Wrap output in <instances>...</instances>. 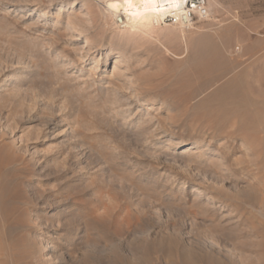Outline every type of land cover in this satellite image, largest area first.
<instances>
[{"label": "rangeland", "instance_id": "1", "mask_svg": "<svg viewBox=\"0 0 264 264\" xmlns=\"http://www.w3.org/2000/svg\"><path fill=\"white\" fill-rule=\"evenodd\" d=\"M61 1L0 0V264H264V171L232 223L210 196L247 190L232 170L242 132L220 129L206 101L259 57L264 100V0H205L186 42L139 40L115 68L121 28L94 0ZM175 21L161 27L179 34ZM179 138L201 142L168 146Z\"/></svg>", "mask_w": 264, "mask_h": 264}, {"label": "bare ground", "instance_id": "2", "mask_svg": "<svg viewBox=\"0 0 264 264\" xmlns=\"http://www.w3.org/2000/svg\"><path fill=\"white\" fill-rule=\"evenodd\" d=\"M94 1L99 8L101 7L103 10H106L109 16L114 21V24H117V26L121 28V31H119L118 35H114L113 37V40L119 42L117 43L116 46V50H118L117 52L118 54L116 57H113L112 59L113 61L111 60L114 66L113 68H115L116 64H118L119 62L126 60L130 57V51L135 46L137 47L140 46L139 40L140 41L145 40L151 42L152 44H157L163 50L169 53L170 49L168 47V43L171 42L174 43L176 41L180 42L179 35H181V39L183 40V42H186V32L192 25L190 21H188V23H185L182 18V15L186 14V11L183 9L186 0H94ZM56 6L60 11L64 9H67L69 11L70 8L77 6V4L75 3V0H62ZM39 13H40L39 18H45L49 15V10L44 8L40 10ZM57 14H58L57 16H60V13ZM170 15L174 17L176 20L174 23L175 25L178 26L179 34L176 33V31L173 29L163 28V26L161 27V24L164 23V17ZM205 15L208 16L207 11ZM68 21L69 24L74 23L79 26V32L81 35L86 37V42H88L91 39L88 28L84 26L79 19L69 18ZM235 21H236V16H233V20L231 21L230 24H228V26L230 27L236 26V24L234 23ZM240 32L241 31H235L234 36L239 37ZM134 35H138L139 39L132 40V37ZM111 48L112 47L108 44L107 47L106 46L104 47V51L105 50L108 51ZM111 50H113V48ZM107 62L108 59H106V63ZM260 62L261 61L259 57L253 63V66L256 65L254 66L253 72H244V71H242L241 73L240 71L234 72L233 77L231 78L232 82H230V87L229 86L227 88L225 87L223 90V93L225 94L224 96H220L218 94H212L206 100L208 102H214V104L218 106V107H214L215 110L213 112L216 113L215 114L212 113L211 118H213L214 121L216 120L220 129H227L231 133H234L239 130L242 132L243 140L240 146L243 150L244 159L241 162L238 161L237 164L240 166L237 167L234 166L232 170L234 172L236 170L238 171V173H241L242 175L244 174L247 180H249L248 182L246 181L244 185L246 186L247 190L245 191V187L244 190L234 189L231 191L230 189L227 190V192L225 193L223 192L222 197H219L217 195H219L223 189H219V190L217 189V190H213L214 193L212 196H210L211 200L221 201L220 206L222 209L227 208L232 213L235 212L236 220L232 221V223L241 222L242 211L244 208L243 206L246 203L254 204V202L256 201V198L254 196V193H252V190L254 191L256 190L257 191V193L255 192L256 194H258V192L261 193L262 191L260 187L261 182L259 175L261 172L264 171V100L260 101L257 99V96L260 92L258 90L257 92L253 90L254 86H251L250 83L252 82L250 81L252 78H255L254 82L259 83L258 75L261 70ZM98 67H101L99 69L100 71H104L106 69L104 68L103 65H99L97 62L96 68ZM21 72H19L17 76H15L17 79L15 82L16 84L23 80ZM0 86H2L0 91L2 90L4 91L7 86H10V83L8 81H5L2 82ZM154 100L155 98L150 100L151 103H153ZM207 103L205 102L202 103V106L206 105ZM137 113L138 110L135 111V114ZM211 118H209L208 120H211ZM213 120L212 122L210 121L208 122L213 123ZM155 130L157 132V135H155L157 139L160 140V138L165 136L163 133H161L160 135L158 134L160 130L158 127H156ZM200 142L201 141L198 140H191L190 138L169 139L168 146L171 148H179V147H184L190 143L196 144L198 146ZM242 163L243 165H241ZM225 179H228L229 183L231 184L232 183L237 184L238 182V180L235 179V177L233 176H226ZM250 181L251 183H249ZM61 206H63L61 209L63 211L73 209V207L69 204L61 205ZM197 206L195 208H197ZM232 213L230 216H232ZM45 243L48 246L51 242L47 241ZM172 254L169 255L166 254V255L172 256ZM186 254L188 253H185V255ZM161 255H164V253L163 254L161 253ZM164 257L163 260L166 259ZM183 260H184V264H190L188 262L189 259L187 260V258L184 257Z\"/></svg>", "mask_w": 264, "mask_h": 264}, {"label": "built area", "instance_id": "3", "mask_svg": "<svg viewBox=\"0 0 264 264\" xmlns=\"http://www.w3.org/2000/svg\"><path fill=\"white\" fill-rule=\"evenodd\" d=\"M183 9L186 11V14L182 15V18L185 23L191 21L193 12L197 13L199 16H203L207 11L205 0H186ZM167 17L172 16H165L164 19Z\"/></svg>", "mask_w": 264, "mask_h": 264}]
</instances>
